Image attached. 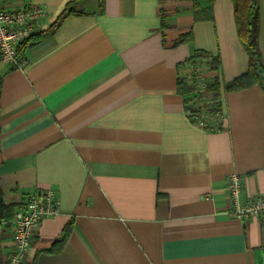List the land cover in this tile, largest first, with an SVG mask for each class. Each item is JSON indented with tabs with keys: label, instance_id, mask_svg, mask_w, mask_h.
<instances>
[{
	"label": "crops",
	"instance_id": "0c3cea01",
	"mask_svg": "<svg viewBox=\"0 0 264 264\" xmlns=\"http://www.w3.org/2000/svg\"><path fill=\"white\" fill-rule=\"evenodd\" d=\"M24 4L46 15L20 66L0 57V186L6 204L51 189L62 208L27 261L264 264V217L236 218L228 190L238 173L241 203L264 197V89L226 90L250 61L234 1L207 18L189 0H3ZM204 102L223 111L208 127L189 110Z\"/></svg>",
	"mask_w": 264,
	"mask_h": 264
},
{
	"label": "built area",
	"instance_id": "2783aa9c",
	"mask_svg": "<svg viewBox=\"0 0 264 264\" xmlns=\"http://www.w3.org/2000/svg\"><path fill=\"white\" fill-rule=\"evenodd\" d=\"M45 15L46 9L43 5L24 4L6 9L3 0H0V57L3 61L14 66L21 65L22 54L19 46L33 34ZM193 76L195 71L192 72L191 77ZM206 117L214 118L208 115ZM204 119L197 121L200 125H205ZM228 190L236 218L243 220L248 217H264V197L255 196L245 203L240 202L242 178L238 173L229 176ZM61 209V202L51 189L37 190L25 201L12 222L13 246L9 264H24L28 260L31 241L38 232L41 221L59 215Z\"/></svg>",
	"mask_w": 264,
	"mask_h": 264
},
{
	"label": "trees",
	"instance_id": "16d2710c",
	"mask_svg": "<svg viewBox=\"0 0 264 264\" xmlns=\"http://www.w3.org/2000/svg\"><path fill=\"white\" fill-rule=\"evenodd\" d=\"M193 3L196 12L201 17H211L212 15V5L214 0H189ZM235 6V16L238 26V33L240 39L249 55V68L248 71L241 75L240 77L234 79L233 81L226 84L227 91H234L243 89L254 84H259L264 89V63L262 59V54L259 45V34H260V17H259V1L258 0H233ZM72 10L65 13L68 15ZM64 15V16H65ZM189 39L188 36H184V40ZM38 39L35 35H31L19 46L20 54H23L25 49L30 45L34 44ZM203 54V53H202ZM206 57L205 55H202ZM211 68L217 70L220 66L219 59L212 58L210 60ZM193 66H196L194 63ZM1 85V78H0ZM219 84L218 80H215L213 84H207L205 86V92H215L218 90ZM178 89L182 95H190L193 91V88L183 79L182 77L178 80ZM204 96V95H203ZM201 106V105H200ZM192 116L196 120L200 118H205V126L208 127L213 124L210 117H221L223 111L221 104L218 102L215 103H206L201 107H190ZM1 155V154H0ZM1 162V158H0ZM24 204L20 206L15 204H6L4 201V192L0 186V264H9L10 255L4 252L2 246V230L12 227L13 219L15 218L17 208H23ZM24 264H35V262H28L27 260Z\"/></svg>",
	"mask_w": 264,
	"mask_h": 264
},
{
	"label": "rangeland",
	"instance_id": "374dc122",
	"mask_svg": "<svg viewBox=\"0 0 264 264\" xmlns=\"http://www.w3.org/2000/svg\"><path fill=\"white\" fill-rule=\"evenodd\" d=\"M194 69L197 70V67H194ZM203 97H204V98H203V101H205V97H206V96L204 95Z\"/></svg>",
	"mask_w": 264,
	"mask_h": 264
}]
</instances>
